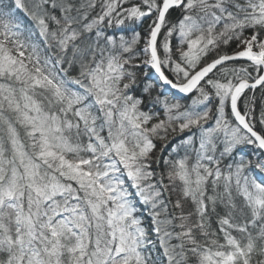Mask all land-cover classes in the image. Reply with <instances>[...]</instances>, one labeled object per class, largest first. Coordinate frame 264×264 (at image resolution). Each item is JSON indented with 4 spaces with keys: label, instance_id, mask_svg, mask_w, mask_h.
Segmentation results:
<instances>
[{
    "label": "snow or ice",
    "instance_id": "snow-or-ice-1",
    "mask_svg": "<svg viewBox=\"0 0 264 264\" xmlns=\"http://www.w3.org/2000/svg\"><path fill=\"white\" fill-rule=\"evenodd\" d=\"M0 264H264V0H0Z\"/></svg>",
    "mask_w": 264,
    "mask_h": 264
}]
</instances>
